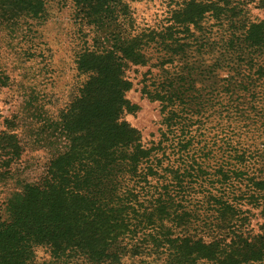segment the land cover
Wrapping results in <instances>:
<instances>
[{
	"label": "trees",
	"instance_id": "obj_1",
	"mask_svg": "<svg viewBox=\"0 0 264 264\" xmlns=\"http://www.w3.org/2000/svg\"><path fill=\"white\" fill-rule=\"evenodd\" d=\"M70 1L80 24L95 34L93 47L74 55L75 70L85 80L57 115L32 113L34 137L47 160L37 180L20 183L0 204V264H34L37 250H44L52 264H121L128 255H153V261L163 264H264V231L253 237L242 231L248 210L213 198L207 204L210 214L200 218L182 203L189 190L180 185L182 178L194 174L189 141L179 137L190 134L186 123L197 108V96H186L180 88L186 80L166 78L163 91L150 95L160 101L164 142L145 147L139 133L121 120L132 86L125 70L144 65V43L156 42L174 53L181 47L174 27H195L211 15L229 14L233 20L241 12L229 7L230 0H188L173 13L166 34L143 38L131 36L122 0ZM254 2L264 10V0ZM42 6V0H0V25L15 20L20 11L35 14ZM242 29L221 57L231 61L246 54V64L255 68L253 62L264 60V21ZM234 85L246 84H227ZM227 94V107L235 108L242 122L256 125V94ZM23 152L12 129L0 132V185L12 179L11 168ZM254 185L264 192V182ZM212 218L219 223L207 224ZM218 225L225 234L209 242L190 236Z\"/></svg>",
	"mask_w": 264,
	"mask_h": 264
},
{
	"label": "rangeland",
	"instance_id": "obj_2",
	"mask_svg": "<svg viewBox=\"0 0 264 264\" xmlns=\"http://www.w3.org/2000/svg\"><path fill=\"white\" fill-rule=\"evenodd\" d=\"M187 1L122 0L128 8L131 36L166 34L173 13ZM42 3L41 11L35 14L20 11L15 20L0 25V132L12 129L24 148L19 163L11 168L12 179L0 185V204L20 183L35 181L43 174L47 156L36 143L32 113L38 111L51 117L68 106L85 80L75 70L74 55L94 45V31L80 24L70 0H42ZM229 7L241 12L233 20H229V14L219 19L211 15L195 27H174L172 34L181 46L180 50L175 47L174 53L156 42L144 43V65L125 70L132 86L125 95L128 109L121 120L139 133L145 147L164 142L160 101L150 95L160 93L166 78L173 77L179 83L185 79L180 88L186 96H197V108L186 123L190 134L179 137L189 141L187 150L194 174L182 178L180 185L189 187L182 203L200 218L204 212L210 214L207 204L213 198L239 204L248 210L243 215L247 220L240 222L242 231L253 237L264 231V192L254 185L264 182V60L258 59L261 64L253 62L255 68H249L246 54L231 61L221 55L233 37L235 40L243 34V26L264 21V10L257 8L254 0H230ZM234 81L246 85L227 86ZM229 91L256 94L259 102L256 125L242 122L236 109L227 107ZM171 186L178 190L176 183ZM209 221L212 222L207 224L219 223L214 218ZM221 227L197 229L190 236L209 242L225 234ZM154 258L128 255L121 264H163L153 261ZM52 263L44 250L36 251L34 264Z\"/></svg>",
	"mask_w": 264,
	"mask_h": 264
}]
</instances>
